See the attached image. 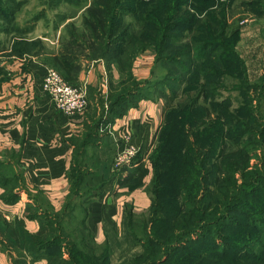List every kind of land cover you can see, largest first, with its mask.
<instances>
[{"label":"trees","instance_id":"1","mask_svg":"<svg viewBox=\"0 0 264 264\" xmlns=\"http://www.w3.org/2000/svg\"><path fill=\"white\" fill-rule=\"evenodd\" d=\"M0 1L10 5L9 9L0 7V12H3L0 21L8 22L12 29L16 28L15 14L18 10L15 7L23 0ZM201 1L204 0H193L195 14L202 10L198 6ZM116 2L97 0L87 7L81 16L80 27L69 25L64 38L60 39V52L50 59L51 66L71 84H77L83 61L86 64L103 61L107 91L106 108H98L99 96L93 105L94 111L83 125L82 134L72 141L74 147L68 169L70 190L63 207L55 212L28 214L41 219L39 232L28 238L29 251L35 259L46 258L47 264H109L111 248L108 242L97 243L87 225V203L77 225L69 230L70 217H73L71 212L77 207L73 202L76 200L73 193L86 178L93 176L94 151L89 149L100 142L101 125L123 115L140 99L157 100L170 93V99L174 100L184 82L194 88L185 91V101L179 103H186V114L192 119L197 102L214 96L220 87H224L222 82L213 79L219 78L227 69L238 76L236 87L246 92L245 66L229 46L225 17H218L210 11L203 19H197L191 13L188 22L197 25V29L183 40L182 35L177 33L181 23L178 18L183 16V6L189 3L188 0H132L133 3L146 4V7L141 15L129 21L120 17L128 13H123L125 9ZM255 2L251 4L256 5ZM259 11L264 14V8L256 12ZM133 12L134 7L132 15ZM206 27L210 28L208 33ZM192 30V27L188 28V31ZM148 48H153L155 52V64L168 69L160 79L139 82L133 73V62ZM204 59L211 60L212 64L199 68ZM218 66H223V70H219ZM112 69L117 70V79H113ZM194 75L201 78L186 79ZM262 87L264 89V84ZM244 96L251 97L249 93ZM253 109L247 106L238 109L242 119L238 137H234L228 128L208 133L212 123L218 121L208 122L207 113L195 119L197 125H194V130L199 136L195 140L193 138V143L187 139L188 135L181 140L182 154L176 164L177 201H173L174 213L152 208L155 204L159 206L161 201L166 203L164 193L169 186L163 179L164 167L159 163L158 154L148 157L145 166L141 163L143 157L140 153L136 154L132 163L138 162L135 168L138 178L134 182H129L130 174L122 180L119 174L120 183H130L129 187H135L143 185L141 177L151 172L145 188L149 191L151 186L155 199L150 196L147 210V223L151 226L149 228L147 223L144 224V219L143 229L149 228L154 234L162 233L163 229L159 227L166 224L169 230L167 236L171 239L170 243L164 244L151 238L141 243L134 229L136 215L129 212V232L143 251L126 264H204L208 260L218 262L216 259H231L238 264H264V112L261 104ZM193 123L194 120L189 122ZM203 133L205 136L201 137ZM236 139L239 145H231ZM258 150L263 151V155L257 154ZM252 158L258 161L253 163ZM236 172L239 173L238 178ZM0 184L13 187L16 183L0 171ZM19 198L17 191L5 200L13 202ZM234 227L241 231L238 241L234 240L237 237L235 234L231 235Z\"/></svg>","mask_w":264,"mask_h":264},{"label":"crops","instance_id":"2","mask_svg":"<svg viewBox=\"0 0 264 264\" xmlns=\"http://www.w3.org/2000/svg\"><path fill=\"white\" fill-rule=\"evenodd\" d=\"M0 22V171L16 183L0 184V264H47L46 258L35 259L29 251L28 238L39 232L41 219L28 214L63 207L70 190L72 141L83 132L87 112L97 101L95 92H106L107 74L103 61H83L77 85L86 88L88 105L81 113L65 115L41 86L45 70L52 67L50 59L61 49L59 30H53L43 16L17 20L14 29ZM137 64L135 76L146 71L143 60ZM112 76L118 78L116 69ZM161 113L160 99H140L108 123L111 134L100 127L101 140L89 149L94 151L92 175L104 183L87 197V225L97 243L108 242L109 264H126L136 248L140 252L129 232L128 213L141 215L150 205L144 190L150 172L141 177V186L120 183L119 174L121 180L130 174L129 182L138 178V162L116 167L114 155L124 143L123 133H129L143 157L141 163L146 164ZM17 191L18 200H5Z\"/></svg>","mask_w":264,"mask_h":264},{"label":"rangeland","instance_id":"3","mask_svg":"<svg viewBox=\"0 0 264 264\" xmlns=\"http://www.w3.org/2000/svg\"><path fill=\"white\" fill-rule=\"evenodd\" d=\"M4 1V0H2ZM97 0H23L21 1V5L15 7L16 10V19L18 22L25 21L29 22L30 18H36L38 13H40L39 17L43 16L48 19L49 23L53 26V30H59L60 35L59 39L64 38L65 31L68 30L70 24H74L77 28L80 27L81 24V16L85 13L87 7L91 6ZM101 0H98V2ZM107 1V0H104ZM116 4L120 5L124 11L123 13H128L120 16L126 21L132 20L133 18L141 15V11H143L146 7V4H138V2L133 3L132 0H116ZM141 2H147L149 0H137ZM252 1H256L255 4H251ZM188 4L183 6V16H180L178 20H180V26L177 30V33L181 34L182 39L186 40L189 37V33H194L197 29V25L189 24L188 16L192 13L195 15L197 19H203L206 13L213 11L215 15L218 17H225L226 20V28L225 34L228 35V43L230 48L234 51L237 57L243 62L245 66V71L247 74V80L245 81V89L246 92H243V88L236 87L239 83L238 76L231 70L227 69L223 72V74L213 81L222 82L224 87H220L214 96L207 97L204 100H199L197 102V107L194 109L192 114V119L190 115L186 114V103L181 104L179 102L185 101V91L188 89H193L194 86H190L187 82H184L180 85L177 90V98L174 100L170 99L168 93L167 95L161 96L162 98V113H161V122L158 129H156L155 134L153 135L152 143L147 151V158L152 155H159V163L163 170V179L165 178L166 184H168V188L164 193L165 202L161 201L160 205L157 206L155 204L152 208L166 209L170 211V213H174L175 207L173 205V201H177V194L175 191L176 186V164L177 159L180 154H182L181 150V140L184 139V135H188L189 142L193 143V138L199 136L194 129L195 119H200L205 116V113L208 114V122L209 121H218V123H212V126L209 128L208 133L219 132L225 130L226 128L230 129L231 134L234 137H238L241 133V122L242 119L239 118V113L237 112L240 107L247 106L254 108L255 105L259 106L261 104V109L264 112V89L262 85L264 84V14H260V11L257 13L256 11L260 8H264L263 0H204L198 2V6L202 8L201 11L195 14L193 8V0H188ZM53 4V5H52ZM5 7L7 9L10 8L9 4H5V2L0 1V7ZM134 7L133 15L131 14ZM14 8V9H15ZM3 12H0V17ZM138 13V14H137ZM44 21V20H43ZM74 22V23H73ZM43 23V22H41ZM2 24V22H0ZM192 27V31H188V28ZM43 28V25H42ZM82 28V27H81ZM78 30V29H77ZM206 33L210 31L209 27L205 28ZM210 39V38H206ZM61 44V41H60ZM143 60L145 64V72L142 75L135 76L139 82L144 80H156L160 79L166 72L168 67L159 66L155 64V52L153 48H148L141 52L133 62V68L137 69V61ZM207 64H212L211 60H202L200 62L201 67H205ZM142 65V64H140ZM165 65H168L165 63ZM223 66H218L219 70H223ZM196 77H200L198 75L188 76L186 79H196ZM107 91V89H104ZM245 93H249L251 95L250 98L245 97ZM96 97L99 96V107L106 108V92L102 89L97 90L95 92ZM179 103V104H178ZM97 109V107H96ZM254 110V109H253ZM93 109L89 110L87 114H92ZM167 111V113L165 112ZM231 115H227V114ZM182 114V115H181ZM194 120V123L191 125L189 122ZM205 123V121H204ZM109 124L101 125L102 132L107 134V127ZM197 125V124H196ZM203 128V126H202ZM201 128V129H202ZM100 131V129H99ZM205 136V133L201 135V137ZM231 145L238 146L239 140L236 139L230 143ZM257 154L263 155V151H257ZM259 156V155H258ZM256 157V156H255ZM234 159H237L235 157ZM257 158H252L251 162L256 163ZM91 168V166H89ZM235 176L238 178L239 173H235ZM151 172H150V181ZM102 185V181L93 176H89L86 178L84 183H81L78 190L73 193V197L76 198L74 205L77 207L70 217L69 227H75L82 216V210L85 208V204L87 203L88 195L93 191L97 190ZM147 185V184H146ZM146 185L144 186V190L150 196L153 197L152 188L149 186V191L146 189ZM150 195H149V193ZM160 197L163 199L162 193ZM179 202L180 196L178 194ZM155 199V196L153 197ZM73 205V203H72ZM174 207V208H173ZM149 208V207H148ZM148 210V209H147ZM148 211L141 215H136L134 221V229L137 232V235L141 239V243L148 240V238L159 240L161 243H170V237H168V226L166 224H161L159 229H163L161 232L153 233V230L150 231L151 223H147L146 217ZM151 216V209H150ZM146 219L144 222L143 220ZM144 224L147 223V229H143ZM77 234V231H74ZM231 234L230 231H228ZM241 231L236 227L232 228V234H235L234 240L238 241L240 237ZM77 239V236H74ZM207 243V241L205 242ZM137 245V243H135ZM208 245V244H206ZM140 246V245H139ZM139 248L135 249V253H132L131 256L135 257V255L139 254L143 251V248L140 246V252L137 253ZM182 249H179L181 251ZM218 262H212L214 260H208L204 264H238L235 260H220L216 259ZM244 260V259H243Z\"/></svg>","mask_w":264,"mask_h":264},{"label":"built area","instance_id":"4","mask_svg":"<svg viewBox=\"0 0 264 264\" xmlns=\"http://www.w3.org/2000/svg\"><path fill=\"white\" fill-rule=\"evenodd\" d=\"M41 86L55 107L65 115L81 113L88 105L86 88L68 83L61 73L53 67L45 70ZM107 131L109 134L112 133L110 125H108ZM122 139L124 143L116 151L113 158V164L116 167L129 165L137 154L136 146L130 142V134L123 133Z\"/></svg>","mask_w":264,"mask_h":264}]
</instances>
